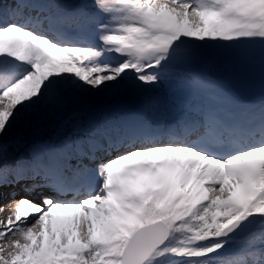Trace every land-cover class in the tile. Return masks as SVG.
Instances as JSON below:
<instances>
[{
  "label": "rangeland",
  "instance_id": "1",
  "mask_svg": "<svg viewBox=\"0 0 264 264\" xmlns=\"http://www.w3.org/2000/svg\"><path fill=\"white\" fill-rule=\"evenodd\" d=\"M24 1L20 12L25 11L23 17L18 14L8 21L0 19V121L14 125L33 114L35 109L49 110L55 108L58 101L66 103V97L56 95L59 91L47 89L59 80H66L60 72L71 67L77 74L70 79L85 81L83 92L87 96L84 99L94 107L70 119L71 123L66 125L69 132L57 142L53 153L57 152L61 159L82 154L81 159L71 161L68 169L71 173L85 171L91 177L89 180L98 185L97 191L102 196L95 201L96 193L89 189L78 199L57 200L69 203L58 204L60 209L53 213V229L48 230L53 240L58 232L59 240L44 246L28 247L26 243L15 252L7 253L2 249L6 239L0 237V257L8 264H28L25 260L32 258L39 264H46L70 257H79L82 264H121V255L133 234L143 226L164 221L170 227V239L145 264H161L168 249L172 251V260L180 257L170 264H264V97L246 104L225 82H214L218 81L216 76L238 73L255 58L263 56L264 3L231 32L234 31L230 30L231 22L222 20L216 12L217 5L213 9L200 4L197 11L188 7L187 12L180 13L156 5L150 10L149 3L144 4V0ZM133 9L145 16L143 30L127 35L102 30L108 18L120 20L126 26L133 18ZM83 11V19L74 15ZM195 12L200 18L199 27L193 26L192 13ZM110 23L106 26L114 28ZM49 32L57 37H49ZM76 42L97 43L104 51L94 53L91 50L85 54L81 50L79 55L75 51ZM161 47L173 50L157 52ZM3 48L6 51L1 53ZM129 48L140 52V56L142 53L141 59L138 54H125ZM124 50L126 52L122 53ZM111 57L123 61L105 62ZM210 61L214 62L213 67L204 71L202 65ZM153 64L156 68L150 73L149 67ZM59 85L63 86V82ZM207 91H212L215 98L209 99ZM173 104L176 107L197 105L204 117H207L206 112H210L211 117L243 112L240 120L243 124L251 126L254 121H260L255 136L261 138H248L241 146L224 147L225 150L205 142L206 153L200 161L195 153L186 151L196 148L195 141L185 145L178 139H174L176 142L166 140L167 137L173 139L170 128L160 130L162 125L173 123L180 116L196 117L194 113L179 114L174 109L160 118L155 115V110L168 112V106ZM120 106L130 110L127 114L119 113ZM219 107L225 113H218ZM104 113L116 115L117 119L114 117L115 121L104 123ZM133 117L140 119L141 126L122 139L127 147L125 152L134 148L140 150L130 152L132 156L127 162L136 165L143 158L145 163L140 171L135 168L132 177H125L119 186L115 175L117 164H111L109 157L100 156V150L96 149L99 145L84 144L90 143L101 131L110 128L116 131L119 124ZM65 122L69 120L64 119ZM185 135L188 137L183 132L180 138ZM143 143L150 148L145 155L141 149ZM211 149L234 154L217 162ZM247 151H251V155L235 157ZM0 154H3L2 144ZM152 159L156 160L154 164L150 163ZM39 168L42 170L34 174L35 178L47 180L57 188L64 187L60 179L40 174L47 172L49 167ZM9 170L19 172L5 166L0 181H4ZM17 181L13 180L15 186L20 183ZM208 183L215 185L216 192L221 186L227 198L225 202H220L222 197L219 204L203 205L196 201L205 191H215ZM3 190L10 192L9 188L0 187V192ZM17 197L21 199L22 196ZM208 198L210 200L211 196ZM87 199L90 203L84 205ZM43 204L50 205L52 201ZM110 206H113L112 211L108 210ZM220 206L225 207L223 210L229 212L230 218L214 225L209 216L217 208L222 209ZM249 217L252 218L249 223L228 232L239 235L259 223L251 236L239 240L237 236L220 237L236 221ZM6 227L4 221L0 222L1 229ZM58 227L63 229L58 231Z\"/></svg>",
  "mask_w": 264,
  "mask_h": 264
},
{
  "label": "bare ground",
  "instance_id": "2",
  "mask_svg": "<svg viewBox=\"0 0 264 264\" xmlns=\"http://www.w3.org/2000/svg\"><path fill=\"white\" fill-rule=\"evenodd\" d=\"M149 3L150 10H153V6L156 5L160 8L162 7H169L173 11H178L180 13L187 12L188 7L193 8L195 11L199 8V5L202 4L205 7L213 8L215 5H217L216 12L221 15L222 20L231 22L230 30H234L231 32H235V27L237 25H240L243 23L248 15H254L259 8L260 5L264 3V0H144V4ZM88 10V9H87ZM21 12V11H20ZM28 12V11H27ZM30 12V11H29ZM25 14V11L23 12ZM23 14H19V17H23ZM77 18L83 19L85 14L84 11L80 13L74 14ZM193 19H194V27H199L200 24V18L197 16V12L192 13ZM132 17L131 20L124 26L120 20H109L103 22L102 30L104 32H110V31H116L119 32L122 35H127L129 33H137L143 30L142 26L143 20L145 18L144 15L141 14V12L137 11L136 9L132 11ZM197 18V19H196ZM175 20V19H174ZM110 24L114 26V28H109L106 26V24ZM142 22V23H141ZM6 27L5 29H8ZM44 28H39V30H43ZM50 33V32H49ZM232 34V33H231ZM51 36L49 37H57L55 34L53 36L52 33H50ZM119 43V42H117ZM77 49L75 51L77 54L80 55L82 52H86L85 54H89L91 50L94 53H98V51H104V48L100 44H92L91 42H76L74 44ZM78 47H86L87 49H79ZM90 47V48H89ZM81 50H83L81 52ZM6 49H2L1 53H4ZM113 51V50H111ZM112 61V62H118L123 61V59H120L117 61L116 58L111 57L110 59L105 60ZM154 68H156V65H151L149 67V72L153 73ZM105 70V72H107ZM136 71H139V69ZM169 111H157L155 110V115H158V118L163 117L164 115H168L172 110L174 109L176 113H191L195 114L194 117H184L180 116L177 121L170 123V124H164L160 127V130L165 128H170V131L173 134L172 138H178L179 141L183 144L190 143L192 141H195L196 148H187L188 153H195L198 160L202 161L204 160V153H206V145L205 142H208L210 139L201 134L204 127V121L205 117L204 114H201L200 108H198L197 105L195 106H178L176 107L174 104L169 105ZM187 107V108H186ZM264 108V105L262 106ZM182 109V110H181ZM181 110V112H180ZM244 111H247L246 109ZM159 113V114H158ZM243 115V112L240 114L237 113L236 115H233L232 118H230L233 122H237L241 119ZM138 118V117H137ZM173 118V117H172ZM264 118V117H262ZM139 120V121H138ZM120 128H118L116 131H114V128H110L105 131L99 132V134H95V137H93L92 141L90 143L86 142L84 140H80L81 142L85 143L84 146H88L89 144L93 143L96 145H99L100 148H96L100 150L101 153L100 156H102L103 159H106V157H109V160L111 164H117L116 166V184L121 186V182L125 177L131 178L132 173L135 168L138 169V171L141 170L143 167V164L145 163V159H140L136 165L131 164L129 161V158H131L132 154H129L130 152H133L135 150L139 151V148H134L132 151L129 150L128 152H125L126 148L123 140L126 134H133L135 131L141 126L140 119L137 120L133 117L130 120L123 121L121 124H119ZM185 132L188 134V137L185 139L180 140V135ZM122 137H124L122 139ZM166 140L174 141V139L165 138ZM77 140V138H76ZM199 141V142H196ZM77 143L78 142L77 140ZM173 143V142H171ZM119 145V146H116ZM141 149L143 150L144 155L147 154L150 151L149 147H144V143L141 144ZM220 146L219 148L225 147ZM108 147L110 149H108ZM182 147V146H180ZM102 148V149H101ZM108 149V150H107ZM200 150L202 152L201 154L197 153L196 151ZM264 150V149H263ZM98 152V153H99ZM227 152V151H226ZM57 153V152H56ZM56 153H52V155L55 157V160L59 158ZM228 155L232 153H227ZM234 154V153H233ZM248 155H251V151H247L242 154H238L235 157H241L244 158ZM101 158V159H102ZM156 162V160L152 159L150 160V163ZM29 165V166H28ZM41 167V165H40ZM17 174L14 173V171L9 170L7 171V174L4 178V181L0 182V187H6V189H10L9 193L2 191L0 192V222L4 221L7 224V227L4 229L0 228V237L5 238L6 240L3 242L2 249L5 252H15V250L22 248L23 246L28 243V247H32L34 245H52L53 241L59 240V234H57L54 237V240L52 239V234H49L48 230L51 231L53 228L52 224V218L54 211L60 209V206L58 204H69L68 202H57L59 199H71L76 198V196L69 195L67 192V185L72 181V178L69 177V173H63L62 177H60V180L63 182L62 185H64L63 188H57L52 186L47 180L43 181L39 179L38 177L35 178L34 174H39V170L42 169L34 166V164L30 163H21L18 167ZM35 172V173H34ZM41 174V173H40ZM13 177V179H12ZM15 178V179H14ZM18 179H24L23 183H19V185L15 186L14 183L17 182ZM15 180V182H13ZM264 182V180H263ZM3 184V185H2ZM208 186H212V183H208ZM215 188V185H213ZM122 189V188H121ZM219 191L216 192L214 190H207L205 191L199 198L196 200L198 203L207 205V204H219L220 202L226 201V196H224V192H222L223 189H221V186L217 188ZM26 195L31 196L36 199L40 205L35 204L34 202H31L30 200L24 199L23 203L19 202L21 199L17 195ZM38 194V195H37ZM102 196V193L97 192L93 197L95 201H99L100 197ZM209 196H211V199L208 200ZM55 199V200H53ZM47 200L52 201V204L50 205H44L43 203ZM86 203H90L89 199L85 200L84 205ZM219 206V205H217ZM217 208L218 210L216 212H212L209 216L210 221L214 223V225H217L220 221H227L230 218L229 212ZM74 209V208H71ZM77 209V208H76ZM109 211L113 210V206L108 207ZM43 226H46V230H43ZM61 227H58V231H61ZM50 236V237H49ZM88 239L86 238L85 241ZM94 244V243H92Z\"/></svg>",
  "mask_w": 264,
  "mask_h": 264
},
{
  "label": "trees",
  "instance_id": "3",
  "mask_svg": "<svg viewBox=\"0 0 264 264\" xmlns=\"http://www.w3.org/2000/svg\"><path fill=\"white\" fill-rule=\"evenodd\" d=\"M3 1L4 0H0V19L3 21L13 19L16 15H18L19 10H21V7L25 4L24 0H10L6 2V4H4ZM69 69L71 70V67ZM69 69H65L60 72L62 73V76L67 78L66 80H59L57 83H54L52 87L49 86L47 89L52 90L51 92H53V90L59 91L56 95L66 97V103L61 104V101H58L59 103L56 104L55 108L50 107L49 110L35 109V114L31 112L33 114L30 116L28 115L25 120L17 122V124L14 125L11 123L10 126H8V121L4 123L0 121V144H2L3 150V154H0V179L5 166H11L17 169L23 162L34 165L44 164L46 167H49V170L44 174L49 177H53L56 173L67 171L68 168L71 167V161H76L83 157L82 154H78L77 156H73L71 159L69 157L68 159L58 158L55 160V155H52L57 142L61 141L62 138L69 132L66 125L71 123L70 119L80 112L83 113L86 110L90 112L94 107V105L92 106L90 104L88 99H84V97L87 96L83 92L86 90L84 88L85 81H72L70 78L72 75L77 74V72L72 70L71 72ZM60 82H63V86L59 85ZM122 87L123 86L120 85V88ZM108 90L111 89L108 88ZM38 105L40 106L42 103H39ZM86 106L87 108H85ZM98 107L99 106H97L96 109ZM121 107L122 106H120L119 110H117L118 112L120 111L119 113L123 112V114H127V111L130 110L127 109V106L125 108ZM59 111L61 112L60 115L55 116L54 114ZM104 114V123H106V121H109L110 123L117 119L116 115L111 114L112 116H110L107 115L109 113ZM64 119H67V121L69 120V122L64 123ZM79 178H86V176H78V180L76 179V182H81ZM240 252L241 254H244L243 251ZM170 253H172V251L171 249H168L165 256H162V261L159 263L170 264L175 260L180 259V257H177L172 260L170 258ZM33 259L34 258L31 260H25V262L28 264H39ZM0 264L8 263L0 257ZM46 264L82 263L79 261V257L78 259L77 257H70L69 259L67 258L62 261L53 260L51 262H47Z\"/></svg>",
  "mask_w": 264,
  "mask_h": 264
},
{
  "label": "water",
  "instance_id": "4",
  "mask_svg": "<svg viewBox=\"0 0 264 264\" xmlns=\"http://www.w3.org/2000/svg\"><path fill=\"white\" fill-rule=\"evenodd\" d=\"M122 53L131 55L138 54L139 60L142 57L137 50L126 49ZM173 49L170 47H161L157 52H170ZM220 80L227 82L232 90L237 93L242 100L250 103L256 98L264 97V54L261 57L255 58L251 65L246 66L238 73L231 75H221L217 77ZM252 218L236 221L233 226L225 229L220 235L221 238L243 239L251 235L259 223L253 225L250 229L242 234L236 235L228 230L245 223H249ZM260 222L261 219L259 218ZM170 239V227L164 221H158L138 229L127 243L122 255L121 264H145L157 249L166 244Z\"/></svg>",
  "mask_w": 264,
  "mask_h": 264
}]
</instances>
